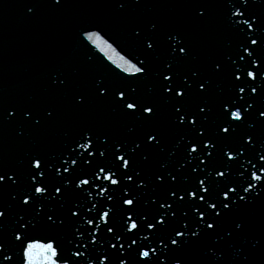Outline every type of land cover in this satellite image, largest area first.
Masks as SVG:
<instances>
[{
    "label": "water",
    "instance_id": "1",
    "mask_svg": "<svg viewBox=\"0 0 264 264\" xmlns=\"http://www.w3.org/2000/svg\"><path fill=\"white\" fill-rule=\"evenodd\" d=\"M31 2L48 5L54 0H0V175L8 173L5 175L7 183L0 182V210L5 212V217L0 218V245H3V250L0 251V264H23V248L20 246L21 242L16 240V234L19 232L23 235L22 225L27 223L29 216L35 215L33 209L36 206L30 208L28 205H23V195L20 194L22 189L32 183L28 174L31 155L42 154L49 159L59 160L61 155H67V146L73 144L86 127L95 128L98 133L110 134L115 139L135 140L145 128L150 126L144 121L130 119L116 103L117 96L97 98L95 85L101 80L121 91L135 88L136 94L145 100L159 102L160 119L151 126L165 129V142L169 151L152 150L149 161L144 162L140 157L137 163H134L133 167L144 170L145 178H151L146 193H141L139 186L124 192L119 186L103 179L105 173H101L96 183L102 187H109L111 200L107 199L109 193H102L94 183L84 185L75 191L62 190L65 192L64 200L53 201L52 205L56 208L59 218L64 219L65 223L58 225L57 220V224H53L45 216L43 222L34 228L30 225L25 231L27 240L37 239L47 243L50 239H54L60 250L56 257L61 259L60 264H63L62 259L65 258V254L72 256L77 264H80L81 258L74 255L76 251L88 253L83 264H88L89 258L95 264H104L105 255L109 256L111 264H119V260L129 257L116 253L111 248V244L106 242L113 234L103 233V220L98 221L101 233H94L97 235L98 244L91 243L92 237L89 233L94 231L92 225H87L89 231L84 233L85 240L81 242L75 234V218L71 216L70 209L77 201L82 206V215H87L89 218L97 215L101 208L111 209L110 214L114 213L113 221L121 232L124 231L125 209L128 207L122 205L121 199L129 193H133L140 200L136 211L132 214L133 219H136L137 214L148 215L150 219L157 214L158 206L149 203V200L153 195H156L157 200L166 198L168 187L151 186L152 181H155V173L159 171L163 161L169 160V152L180 137L190 135L188 129H177L171 124L170 106L161 95L162 77H159L158 73L163 70L169 52L165 34L173 29L145 0H139V3L137 0H127L129 7L124 11H119L115 7L118 0H63L64 7L45 6L35 16L26 12V5ZM152 23H157L159 26L158 32L155 33L159 40L156 53L147 49L142 36L135 35L138 27L142 28L145 34L149 33ZM96 42L99 47L101 45L103 55L93 46ZM145 56L148 57V61H145L148 65L146 76L136 72L137 67H145V64L140 63ZM194 69L205 73L192 55L178 64V71L185 74ZM56 70L71 76L73 80L71 89L56 91L50 88V78L55 76ZM81 90L89 93L90 103L86 107L75 104V93ZM223 98H226L225 95L215 87L207 97L208 102L216 106L208 122V131L212 134L217 131L223 120L228 119L225 115L227 110L222 111ZM203 99L202 95L193 94L188 103L192 108H197L198 105L203 104ZM120 103L122 104L123 101ZM49 104L57 106L58 116L46 129L31 130L21 137L17 131L20 122L4 119L5 115L11 116L14 105L21 108L31 106L42 109ZM133 123L137 129L136 133L129 132V127ZM249 134L253 133L246 126H242L231 137L224 134L223 138H220L208 165L207 170L210 175L205 180L206 184L211 181L210 194L213 202H218L222 198L223 191L232 187L246 197V200L240 201L235 193L230 192L232 203L236 206L229 215L219 221L218 230H232L235 221L243 222L246 227L243 231L235 232L230 241L221 243L216 255H213V248H217L214 235H206L197 247L175 249L173 246L169 264H174V259L177 258L182 259V264H264V189L260 190L259 196L251 194L254 189L248 192L242 191L250 180L253 185L261 183L259 180H252L250 172L255 171L264 176V172L259 171L260 166H264V160H259L257 156V151H264L260 149V145L264 143L253 135L255 148L249 145L243 153L236 154L235 160L226 161L225 157L231 148L246 142V136ZM150 149L151 145H148V150ZM83 151L84 149H77V152ZM186 155L185 147L181 146L176 156L171 158V167H178L184 162ZM195 155L193 153V156ZM97 164L111 168L114 178L120 179L121 185H134L135 178L133 181L120 178L118 163L107 152L105 157L98 158L93 165H80L79 161L77 165H72L73 170L76 169L73 176L75 182L79 183L76 177L92 181L94 172L98 171ZM196 164L200 162L196 161ZM220 165H224V168L218 170L225 171V177L215 176L214 168ZM190 170V168L186 169V172ZM13 171L20 180L19 184L11 180ZM64 175H73V173ZM196 175L199 174H187L179 186L192 190L191 186L197 183ZM58 179L55 172L49 174L51 184L59 186ZM88 188L90 191H85ZM50 191L54 192L55 188H51ZM208 195L209 193H205L206 198ZM188 199L186 196L185 202L181 203V207L185 210L191 208V204L187 203ZM93 203L96 207H92ZM200 203L205 202L200 201ZM85 205L92 208L91 213L84 210ZM112 205L115 207H111ZM48 207L49 205L45 204V208ZM173 207L175 208L176 205ZM22 215L26 216L24 220L20 219ZM182 219L178 211L177 217L173 218L168 227L155 236L147 235L153 232L152 229H147V233L141 232L137 244L148 243L155 246L160 237L165 238L167 243V237L181 226ZM137 223L140 224L141 221L137 220ZM191 226L190 224L189 227ZM81 231H84L83 227ZM101 235L105 236V240ZM99 240L104 242L101 243ZM85 243L89 244L91 253L84 248ZM112 243H116L119 248V243L115 240H112ZM76 244H80V247L77 248ZM133 247L135 248L136 245ZM157 250L160 251L159 248ZM8 256L12 259H5ZM35 258L37 261L46 259L43 251L39 249L35 252ZM129 264H137L134 253L129 259Z\"/></svg>",
    "mask_w": 264,
    "mask_h": 264
},
{
    "label": "snow or ice",
    "instance_id": "2",
    "mask_svg": "<svg viewBox=\"0 0 264 264\" xmlns=\"http://www.w3.org/2000/svg\"><path fill=\"white\" fill-rule=\"evenodd\" d=\"M137 3H139V0H137ZM45 6L56 8L57 6L64 7L65 5L63 0H54L53 3L48 5L31 2L26 5V12L35 16L39 14L41 8ZM248 6L249 0H242L240 7H237V4L233 2L231 7L234 11L229 17V20L235 28L239 29V31L250 40L251 45L259 48V37H252L255 33L264 32V24H262L260 19L251 12L247 13L250 18H244L246 12L241 11L240 8L243 7L247 10ZM115 7L119 11H124L129 5L127 0H118ZM185 7L189 8L195 19L199 20L207 16L209 5L192 0V2L186 4ZM234 17H242L243 19H233ZM241 25L243 26L242 28ZM248 29H252V32L249 33ZM158 30L159 26L157 23L151 24V29L147 34L144 33L142 28L138 27L135 30V35L143 37V40L147 44V49L151 50L152 53L157 52L159 45V40L155 35ZM93 35H98V33H93ZM165 35L169 45V52L164 61L163 70L158 73V76L162 77L160 81L162 89L161 95L170 106L171 124L177 129H188L190 133V135H182L180 137L169 152V160L161 163L159 171L155 173V181L151 183V186L155 185L156 187L160 185L167 186L168 194L166 198L157 200L156 195H153L151 200H149V203L158 206L156 207L158 209L157 214L151 219L148 215L142 214H137L136 219H133L132 214L136 211V207L139 205L140 200L136 198L133 193H129L127 196L123 197L121 199L122 205L128 206L125 209L126 223L124 224L123 232H121L120 228L114 223V213L110 214L111 209L105 210L101 208V211L91 218L87 215H82V206L77 201L73 203V208L70 209L71 216L75 218V234L79 237L81 242L85 240L84 233L89 231L87 225H92L94 231L89 233L92 237L91 243L98 244L96 234L101 233V227L98 221L103 220V233L113 234L106 242L111 244V248L115 250L116 253H121L129 257L128 259L119 260V264H129V259H131L133 253L137 257V264H169V256L173 253V246L175 249L197 247L201 244L206 235L215 236L217 248H213V255H216L218 246L221 243L230 241L235 232L243 231L246 227L243 222L235 221L233 222L234 226L232 230H218L220 228L219 221L223 217L229 215L233 207L236 206L232 203L230 192L235 193L240 201L246 200V197L241 195L240 192H237L235 187H232L223 191L222 198L218 202H213L210 194L211 181L206 184L205 180L210 175L207 170L208 165L213 157V150L216 149L217 144L220 142V138H223L224 134L231 137L233 133L237 132V129L245 125L249 129L256 128V122L248 119L246 114L250 113L251 110L256 107L253 94H255V97H259L261 90H264V65H262L261 59H258L254 54L252 47L247 45V40L241 43L240 48L243 52L247 53L248 57L252 58L251 61L239 53L237 54L238 59H233L231 55L227 56V61L231 62V72L234 77L233 88L232 94L228 98H223L221 104L222 111L225 109L227 110L225 115L228 119L223 120L219 124L217 131L212 134L208 131V122L210 120V114L214 112L216 106L210 104L207 97L210 91H212L214 87L219 88V85H214L213 79L201 70L194 69L188 74L178 71V64L192 54V43L188 36L180 30H171ZM145 61H148L147 56L140 61L141 64H145V67H137L136 72L146 76L148 75L146 71L148 65ZM224 63V61L215 63L213 71L223 72ZM248 78L251 79L249 80ZM72 85L73 80L71 76L66 75L60 70H56L55 76L50 78L49 86L56 91L71 89ZM95 88L97 90V98L100 96H117L118 99L116 103L125 114L129 115L130 119L133 121H144L150 126L145 128L143 133L137 136L135 140L115 139L110 134L98 133L95 128L86 127L82 130L73 144L67 146V155H61L59 160L49 159L46 155L42 154L31 155L28 174L31 176L32 183L22 189L20 194L23 195V205H28L30 208L33 205L36 206L33 209L35 215L29 216L27 223L22 225L24 234L21 235L19 232L16 234V240L21 242L20 246L23 248V264H60L61 259L56 258L60 250L57 248L54 239H50L47 243H43L37 239L27 240V233L25 230L29 229L30 225L31 228L36 227L37 224L43 222L45 216L47 220L52 221L53 224H57V220L58 225H63L65 223L64 219L59 218L56 208L52 205L53 201L64 200L65 192L62 190L75 191L77 188H81L84 185H91L94 183L95 187L99 188L102 193H109L107 199L111 200L112 195L109 192V187H102V185L96 183V180L100 178V174L105 173L102 178L110 181L113 185L119 186L124 192H127L129 188L139 186L141 193H146L150 187L149 180L151 178H145L144 170L133 167L134 163H137L140 157H142L144 162L149 161L150 152L152 150L158 149L161 152L169 151L165 142V129L163 127L151 126L160 119V104L158 101L145 100L136 94L135 88L131 87L130 89L121 91L117 88H113L111 84L105 83L102 80L96 82ZM110 89L112 91H110ZM249 89L250 92L248 91ZM220 92H223V89H220ZM193 94L202 95L204 98L203 104L197 106L198 110L197 108H192L188 103L189 98L192 97ZM121 101H123L122 104L120 103ZM89 103L90 97L87 91L81 90L75 93V104L77 106L86 107ZM129 110L131 111L129 112ZM257 111L259 117L264 118V110L257 109ZM57 116L58 109L54 104H49L42 109L31 106L21 108L14 105L11 116L5 115L4 119L19 121L20 123L17 131L18 135L22 137L26 132H30L31 130L46 129L50 124L56 121ZM129 132H137L134 123L129 127ZM253 135L254 133L247 135L246 142L227 151L225 155L227 158L226 161L235 160L236 154L243 153L248 149L249 145L255 148L256 144L254 143ZM148 145H151L150 150H148ZM181 146L185 147L187 155L184 158V162H181L178 167L173 168L171 167V158L176 156L177 150L180 149ZM78 148L84 149V151L77 152ZM260 149L264 150V144L260 145ZM106 152L116 159L120 178L128 181H133L135 178L134 185H121L120 179L114 178V173L111 168L98 164L96 166L98 171L94 172L92 181L76 177L79 183L77 184L75 182L73 176L76 169L74 171L71 167L72 165H77L78 161L80 165H93L98 158L105 157ZM193 153L196 155L193 156ZM257 156L259 160H264V151H257ZM196 161H199L200 164H196ZM65 165H67V167H65ZM221 167L224 168V165L214 168L215 176L225 177V171L218 170ZM189 168L191 170L186 172V169ZM122 169H127L128 171H123ZM259 171L264 172V166H260ZM53 172H55L56 176L59 178V186H55L49 182V174ZM70 172L73 173V175H64ZM197 173L199 174L196 175L197 183L191 186L192 190L179 186L181 181L186 178L187 174ZM5 175H8V173L0 175V182L7 183ZM250 177L252 180L261 181V183L259 185H253L250 180L247 187L242 189V191L248 192L254 189L251 194H254L253 196H259L260 190L264 189V176L253 171L250 172ZM11 180L16 184L20 183L14 171L11 173ZM53 187L55 188L54 192L50 191ZM85 191H90V188L85 189ZM153 193H155V191H153ZM205 193H209L207 198ZM186 196L189 198L187 203L191 204V208L187 210L181 207V203L185 202ZM200 201H204L205 203L201 204ZM101 203L103 204L104 202L102 201ZM45 204L49 205L48 209L45 208ZM173 205H176V207L174 208ZM92 207H96L95 203H93ZM111 207L115 206L112 205ZM85 209L88 213L92 212V208L86 205L84 206V210ZM178 211L183 218L181 226L176 228L173 233L167 237V243L165 238L160 237L155 246L148 243L137 244L141 232L147 233V229H152L153 232L147 233V235L155 236L168 227L173 218L177 217ZM49 212L52 214H49ZM54 216L56 217L55 219ZM3 217H5V212L0 210V218ZM25 217V215H22L20 219L24 220ZM137 220H140L141 223L138 224ZM190 224L192 225L191 227H189ZM82 227L84 231H81ZM209 230H211V233H209ZM129 233H131V235H129ZM101 236H103L105 240V236ZM104 240L99 241L103 243ZM112 240L119 243V248H117L116 243H112ZM128 241H131V243H128ZM125 244H127V248H125ZM133 245H136V247L134 248ZM76 247L79 248L80 244H76ZM84 248L88 249L89 253L92 252L88 243L84 244ZM158 248L160 249L159 252L157 250ZM37 249L43 251L46 257L44 261H37L35 258ZM2 250L3 245H0V251ZM74 255L75 257L81 258L80 264H83L84 259L88 257V253L82 251H76ZM5 259L11 260L12 257L8 256L5 257ZM103 260L104 264H111L109 256L105 255ZM62 261L63 264H77L75 259L68 254H65V258H63ZM88 264H95V262L89 258ZM174 264H182V259H174Z\"/></svg>",
    "mask_w": 264,
    "mask_h": 264
}]
</instances>
